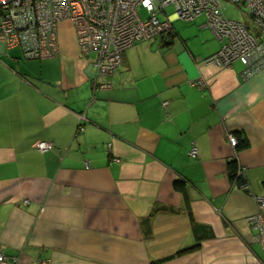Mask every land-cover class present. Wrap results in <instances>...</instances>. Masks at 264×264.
<instances>
[{
  "label": "crops",
  "instance_id": "0c3cea01",
  "mask_svg": "<svg viewBox=\"0 0 264 264\" xmlns=\"http://www.w3.org/2000/svg\"><path fill=\"white\" fill-rule=\"evenodd\" d=\"M169 19L174 32L126 49L105 88H96L94 57L80 54L68 21L50 58L0 42L6 264H150L170 255L159 264H264L247 220L264 193V66L244 78L239 60L204 63L221 47L206 18L182 31ZM235 133L247 148L230 144ZM42 140L54 148L39 151ZM234 160L249 191L231 180Z\"/></svg>",
  "mask_w": 264,
  "mask_h": 264
},
{
  "label": "built area",
  "instance_id": "2783aa9c",
  "mask_svg": "<svg viewBox=\"0 0 264 264\" xmlns=\"http://www.w3.org/2000/svg\"><path fill=\"white\" fill-rule=\"evenodd\" d=\"M224 1L238 9L240 3L247 7L248 11L239 9L245 19L227 16L221 0H0V42L6 49L20 48L26 58H50L58 51V24L68 21L80 54L94 57L96 88H105L110 86L107 77L122 64L126 49L174 32L164 11L172 5V15L178 19L193 21L205 16L207 26L221 42L220 49L204 63L227 67L239 60L244 65L242 76L249 77L264 66V0ZM191 84L204 86L205 82L197 79ZM78 117L82 119L83 115ZM228 141L234 147L237 144L233 134H228ZM53 148L49 140L36 144L42 152ZM189 154H198L196 146ZM240 187L249 191L246 183ZM255 198L258 211L247 220L257 230V240L264 251V193ZM7 261L0 250V264Z\"/></svg>",
  "mask_w": 264,
  "mask_h": 264
},
{
  "label": "trees",
  "instance_id": "16d2710c",
  "mask_svg": "<svg viewBox=\"0 0 264 264\" xmlns=\"http://www.w3.org/2000/svg\"><path fill=\"white\" fill-rule=\"evenodd\" d=\"M221 3L223 5L224 13L226 14L225 6H224V3L222 2V0H221ZM231 6H233V5H231ZM235 136H236V139H237V144L235 146L237 150H242V149H245V148L248 147L249 142H248V140H247L246 137L242 136L239 133H235ZM229 168H230V177H231V180L233 182H235L237 185L242 186L245 183V178L242 175L239 174V172H238L239 171V166L237 165L236 160L229 162ZM173 256L174 255L166 256V257H164L162 259H159V260H156V261H154V262H152L150 264H159L161 261L170 259Z\"/></svg>",
  "mask_w": 264,
  "mask_h": 264
},
{
  "label": "rangeland",
  "instance_id": "374dc122",
  "mask_svg": "<svg viewBox=\"0 0 264 264\" xmlns=\"http://www.w3.org/2000/svg\"><path fill=\"white\" fill-rule=\"evenodd\" d=\"M222 2L223 3H225L226 4V6H228L227 7V11H226V14H228L229 16H231L232 18H234V19H238V20H244L245 19V17L243 16V14H241L240 13V11L237 9V7H234V6H231V4H229V3H226V2H224V0H222ZM229 4V5H228ZM232 7H234V8H232ZM239 9H241L242 11H248V9H247V7H245L243 4H241L240 3V5H239ZM164 11H165V13L167 14V15H171L173 12H174V7L172 6V5H169V6H167V7H165V9H164ZM159 17L160 18H163L164 16L162 15V14H159ZM204 18H205V16H204ZM179 25L180 27H181V31L182 30H186V29H188V28H186L190 23H189V21L187 22V21H185V20H183V19H178V20H176L175 21V23H174V26L175 25ZM186 24V25H185ZM177 27V26H176ZM212 31V30H211ZM212 33H213V31H212ZM214 34V33H213ZM214 36H215V34H214ZM216 37V36H215ZM216 39H217V37H216Z\"/></svg>",
  "mask_w": 264,
  "mask_h": 264
}]
</instances>
